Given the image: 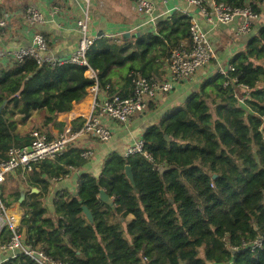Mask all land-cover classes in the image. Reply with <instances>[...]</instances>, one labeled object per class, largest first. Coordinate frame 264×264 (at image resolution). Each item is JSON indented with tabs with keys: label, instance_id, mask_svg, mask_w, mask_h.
Wrapping results in <instances>:
<instances>
[{
	"label": "trees",
	"instance_id": "obj_1",
	"mask_svg": "<svg viewBox=\"0 0 264 264\" xmlns=\"http://www.w3.org/2000/svg\"><path fill=\"white\" fill-rule=\"evenodd\" d=\"M215 2L233 9L250 6L260 15L264 0ZM190 25L187 14L176 12L158 21L155 32L133 41L95 39L86 60L97 73L98 88L125 96L133 92L134 76L161 80L150 68L155 64L158 71L172 48L190 46ZM230 64L233 70L207 78L180 106L147 127L142 152H113L97 177L79 176L76 195L58 193L54 216L42 205V193L52 179L87 162L83 149L68 147L23 173L21 180L29 177L42 192L27 191L19 202L17 229L23 242L63 264H264V22L253 24L245 48ZM123 68V81L115 86L113 71ZM85 70L74 62L37 63L31 56L0 68V160L11 147L31 142L30 133L19 126L35 109L44 111V124L63 130L58 114L69 112L94 84ZM244 86L249 96L240 103L237 95L244 94ZM21 183L6 194L2 184L6 207L19 201ZM100 189L112 204L99 199ZM10 234L3 229L4 241ZM259 237L261 247L253 248ZM0 264L39 263L19 253Z\"/></svg>",
	"mask_w": 264,
	"mask_h": 264
},
{
	"label": "crops",
	"instance_id": "obj_2",
	"mask_svg": "<svg viewBox=\"0 0 264 264\" xmlns=\"http://www.w3.org/2000/svg\"><path fill=\"white\" fill-rule=\"evenodd\" d=\"M151 1L154 4L153 15L156 17L154 23L147 21L146 17L136 12L134 0H89L88 3L82 0H0V18L6 20V25L0 28V51L2 52L0 68L2 69H7L13 65V51L21 47L31 46L34 43V37L38 34L45 39L46 49L43 52L45 56L60 60L67 59L78 46L80 34L76 29L75 21L84 17L85 13L89 16L91 35L97 38L101 36L113 38L120 42L121 39L133 41L142 34L155 32L158 21L171 16L173 13L182 12L206 31L214 53L210 63L199 72L186 81L176 83L171 91L158 93L155 100L149 104L144 112L135 115L125 123L104 120L105 125L111 131L110 139L106 142H100L95 138L87 137L83 144L92 148L93 155L86 159L87 162L82 167H73L66 176L52 179L46 192H41L40 185L30 184L29 177L21 180L20 177L23 173L20 171H15L6 177L13 181L12 185L17 184V182L25 181L27 183L28 181L27 186L21 183L19 187L23 186L25 193L27 191L42 193L41 203L53 216V203L58 193H65L68 198L76 195L78 179L81 174L97 177L104 161L111 153L122 154L128 146L140 140L147 127L157 124L167 112L180 106L189 94L199 89L204 80L215 75L221 69H226L233 56L245 48L248 34L241 35L236 32L240 22L239 17H235L227 24L211 25L206 22L199 8L187 0ZM30 6L41 11L42 21L32 22L25 18L24 10ZM261 22H264V10L253 24ZM125 32H129L130 36L124 37ZM136 33L139 35L132 36ZM165 64L158 71H155V64L150 68L156 72L155 77L157 79L166 78ZM125 69L120 71L114 69L113 82L115 86L123 81L121 76H124ZM85 75L89 77L87 73ZM90 89L88 88V93L82 100L73 104L69 112L58 114L56 119L58 122H62L64 127L67 124L73 125L83 120L84 115L86 116L91 110L93 98L101 100L107 95L106 91L101 88H98L96 92H92ZM43 118L44 111L35 109L22 126H28L29 133L34 128L40 127L50 136L62 131L56 125L44 124ZM22 126H19L20 130ZM32 188H36L37 191H33ZM7 208L9 214H16L19 224L21 217L19 201ZM127 218L130 219L131 216L129 215ZM4 228L3 225H0V263L13 255V251L1 246L8 241H4L5 239L1 235Z\"/></svg>",
	"mask_w": 264,
	"mask_h": 264
},
{
	"label": "built area",
	"instance_id": "obj_3",
	"mask_svg": "<svg viewBox=\"0 0 264 264\" xmlns=\"http://www.w3.org/2000/svg\"><path fill=\"white\" fill-rule=\"evenodd\" d=\"M88 3L89 0H82ZM195 4L206 22L211 25L218 23L227 24L235 17H239V24L236 28L237 34L245 35L250 33L253 22L258 19L259 15L254 13L250 6L243 8H230L224 4H218L215 0H187ZM136 12L146 17L147 21L155 22L154 4L151 0H134ZM264 10V2L260 4ZM24 16L28 21L40 22L43 15L35 7H27L24 10ZM76 29L79 32V41L77 48L65 60L45 56L43 52L46 49L45 39L38 34L34 37V43L28 47H21L13 51L14 62L21 63L28 56L33 57L37 63L48 62L63 63L74 62L86 66L85 73L89 78L94 80L90 86L92 92L98 90L97 73L88 65L86 60V51L88 47L97 39L90 34L89 16L85 13L84 17L75 21ZM6 25V20L0 18V28ZM111 37V36H110ZM2 52L0 51V56ZM213 49L209 43L207 33L195 21L190 25V46L182 43L171 49L169 56L166 58L165 72L166 78L161 80H150L142 76H134L132 79L133 92L129 95H120L118 93L105 95L103 99L93 98L90 112L83 118L79 128H73V125L67 124L59 133L48 136L46 132L40 129H33L30 132L32 140L29 144L23 146H13L7 152V156L0 160V225L10 230L9 240L1 245L3 248L13 251V256L22 253L36 259L39 264H63L58 260H51L42 252L29 247L23 242V236L18 231L17 216L15 213L9 214L1 194V186L6 177L15 172L28 173L37 163L47 159H54L61 155L68 147L82 148L81 156L88 159L93 155L92 148L83 144L87 137L95 138L100 142H106L111 137L110 129L105 125L104 120H111L117 123H125L135 115L144 112L149 104L155 100L158 93H167L171 91L178 82L189 79L192 75L199 72L213 58ZM233 70L231 64L226 69L219 72L225 74L226 71ZM243 95H237L240 103L249 96L247 87ZM95 97V95H94ZM142 138L132 145L128 146L123 156L142 152ZM73 167H70V169ZM262 238L259 237L251 243L253 248L261 247ZM39 253L41 259L34 256Z\"/></svg>",
	"mask_w": 264,
	"mask_h": 264
},
{
	"label": "water",
	"instance_id": "obj_4",
	"mask_svg": "<svg viewBox=\"0 0 264 264\" xmlns=\"http://www.w3.org/2000/svg\"><path fill=\"white\" fill-rule=\"evenodd\" d=\"M139 33H136V34H132V36H138ZM123 36H130V33L129 32H125L123 34ZM27 79V78H26ZM25 79V80H26ZM24 83L22 84L21 86V89L23 87ZM165 138L166 139H170V137L165 134ZM125 173H126V176L128 177V179L133 182V175H132V172H131V169L128 165L125 166ZM33 191H37L36 188H32ZM25 197V192H24V187L23 186H20V197H19V202L22 201ZM99 199L102 200L104 203H107V204H112V200L111 198L108 196V194L105 192L104 189H100L99 190ZM82 211L84 213V215L87 217L88 220L92 221V214H91V211L88 209L87 206L85 205H82ZM34 256L38 259H41V256L39 253H34ZM207 264H212L211 262L207 261L206 262Z\"/></svg>",
	"mask_w": 264,
	"mask_h": 264
},
{
	"label": "rangeland",
	"instance_id": "obj_5",
	"mask_svg": "<svg viewBox=\"0 0 264 264\" xmlns=\"http://www.w3.org/2000/svg\"><path fill=\"white\" fill-rule=\"evenodd\" d=\"M21 131L28 132V126L27 127L22 126ZM6 180H7L6 183L4 182L5 184H3L4 188L2 186V192H4L5 194L7 193L8 187H12L14 185V184L12 185L13 181L11 179L6 178Z\"/></svg>",
	"mask_w": 264,
	"mask_h": 264
}]
</instances>
